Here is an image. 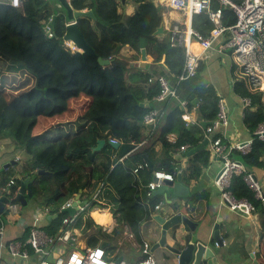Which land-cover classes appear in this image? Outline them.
<instances>
[{"label":"trees","instance_id":"16d2710c","mask_svg":"<svg viewBox=\"0 0 264 264\" xmlns=\"http://www.w3.org/2000/svg\"><path fill=\"white\" fill-rule=\"evenodd\" d=\"M56 1L22 0L21 7L0 2V143L3 152L22 150L15 163L0 168V193H6L11 178L14 184L8 192L16 191L22 177L32 171L33 199L56 214L41 227L46 234L56 237L78 224L88 235V245L96 246L102 241L111 243L127 223L138 236L140 221L150 217V209L162 197L147 193L154 171L177 172L172 152L183 143L192 148L202 141L204 130L199 121H210L216 116L220 97L203 77L201 63L193 77L175 85L178 99L168 103L149 138L138 145L145 137L144 114L151 107L162 109L161 104L152 101L159 86L156 81L148 82L151 74L140 69L137 76L142 85L134 90L124 77L127 66L117 57L118 48L127 44L138 49L141 36L152 40L154 51L165 55L171 83L182 69L183 48L170 46L166 36L159 39L152 34L160 22L159 15L146 19L145 31H139L133 15L120 10L121 0H69L74 10L89 9L93 13L78 16L76 22L96 54L110 60L101 65L97 56L89 52L66 49L64 10L59 3L55 9ZM129 1L137 6V15L149 4L147 0ZM53 15L56 18L50 27ZM235 20V14L224 8L223 25L234 24ZM45 23L52 36L44 32ZM192 27L206 36L213 24L201 12L193 15ZM235 68L232 65L233 71ZM234 77L232 92L250 100L244 123L252 139L247 153L235 151L232 156L238 155L246 170L264 168V139L254 133L258 124L264 122L263 93L252 89L247 77ZM191 94L196 98L195 104ZM182 99L187 100V109L195 112L197 122L193 125H186L182 119ZM169 133H175L174 142L168 140ZM98 139L105 143L94 150ZM110 139L122 141L131 149L121 158L108 142ZM194 156L205 164L209 151L203 148ZM188 159L187 177L191 179L195 177L196 164L190 156ZM139 163L146 166L134 173L133 168ZM38 169L46 172L38 173ZM228 189L236 199L245 198L255 206L264 230V204L244 182L242 174L232 176ZM80 190L88 198V206L70 222H63L71 217L61 211V206ZM95 207L108 208L118 226L111 232L104 231L92 218Z\"/></svg>","mask_w":264,"mask_h":264},{"label":"crops","instance_id":"0c3cea01","mask_svg":"<svg viewBox=\"0 0 264 264\" xmlns=\"http://www.w3.org/2000/svg\"><path fill=\"white\" fill-rule=\"evenodd\" d=\"M147 1L149 4L143 7L142 13L139 15L135 13L137 6L129 0H125V2L122 3L120 10L127 15H133L134 25L139 31H145L144 22L146 19H153L157 15L161 16V18H163V33L154 36L159 39L163 36L167 37V26L180 19V14L176 11L168 10L163 5L167 1ZM165 13L168 14V17L165 16ZM145 49V60L141 59L139 44L138 49L127 44L121 45L116 53L117 57L124 60L126 63L127 67L124 77L128 84L134 86V90L136 87L142 85L141 79L137 76L140 69L151 75L164 74L172 79L165 63V55L157 54L156 51H154L153 41L147 37H145ZM202 63V75L206 79L207 84L212 85L219 95L228 118L227 125L219 126L216 132L224 136L229 142L251 141V132L244 123L245 109L249 104H244L241 98L242 96L239 97L232 92V84L235 80L234 74L241 76L237 64L233 60V56L229 53H219L216 50H211L210 56L202 60ZM232 65L236 66L235 71L231 69ZM262 100L264 101L263 96ZM190 114L196 119L193 110L190 111ZM193 124L194 123H190L189 125ZM202 129L204 130V128ZM146 132L147 130H145V134ZM169 134H173L176 139L175 133ZM205 137L204 131V138ZM0 148V168L9 160L14 159L16 161L22 153L21 149H16L9 153L3 152L5 149H3L2 143H0ZM204 148L209 151V157L205 164L198 160V156H194L196 152L189 155L191 157L190 161L196 164L194 169L195 177L191 179L187 177L188 170H186L189 156L184 155L181 158L182 177L186 179L183 180V183L188 186V196H175L170 189L161 194L162 197L158 202L161 204L160 210H155L154 207L150 209V217L139 223V227L137 228L138 236H135L128 224L124 223L122 228L119 229V233L115 235L113 241L105 246L107 253L108 249L112 250V254H108L110 258L112 257V260L117 261L121 258L118 262H123V264H134L145 256L143 248L144 244L147 243L148 251L153 256L156 264H175V256L166 248L160 247L152 251L154 244L159 240L161 234V225L154 219V215L161 214L165 218H168L176 212H182V214L197 222L194 233L201 238H208L213 232L214 224H218L219 235L223 244L230 246L229 248L233 254V260L230 261L229 264H264V230L262 229L259 213L255 211L252 215L247 216L239 211L231 209L227 204L221 201L220 192L214 185L213 180L222 166V161L219 157L210 152L209 144ZM185 151L180 152L177 147L172 153L176 155L182 154ZM233 158L240 161L238 155H233ZM251 172L260 184L264 194V168L253 167ZM31 176H34V174L32 171H28V174L23 176L22 179L26 177L30 178ZM33 181L31 182V186ZM77 197H79V201L87 200L88 203L85 207L88 206L89 200L82 191L78 192L71 200L77 199ZM21 206L22 205L19 203V212L7 215L5 223H3L4 231L1 236V241L3 243L9 241L27 242L29 227L30 224L33 223L35 216L39 215L36 225L41 228L47 224L48 215H56L49 212L48 208H44L43 205L33 199V197L27 198L25 207L21 208ZM83 209L80 208L79 213ZM91 215L95 222L99 223L106 232H111L114 227L118 226L116 217H114L106 207L93 208ZM68 229L69 235L66 234V230L61 234L63 240H57L48 245L47 249L50 252L47 258L52 259L67 253L71 249L81 250L89 246L88 235L84 233L81 225L73 224L69 226ZM192 234L193 232H191L183 222L177 223L166 231V244L174 247L181 246ZM70 239H74L73 245H70V241H72ZM100 243L98 245H100ZM26 248L29 252V256L26 259L13 257L5 247L0 248V264H35L44 257V254H35L32 248L27 244ZM156 252H159L160 257L157 258ZM115 256L117 257L115 258Z\"/></svg>","mask_w":264,"mask_h":264},{"label":"built area","instance_id":"2783aa9c","mask_svg":"<svg viewBox=\"0 0 264 264\" xmlns=\"http://www.w3.org/2000/svg\"><path fill=\"white\" fill-rule=\"evenodd\" d=\"M4 2L13 7H21L22 0H5ZM168 10L176 11L180 14V19L167 26V39L170 46H181L184 52V62L180 73L174 76V82L164 74L151 75L148 82L156 81L159 91L152 98V101L161 104L162 109L151 107L143 116L142 122L147 130L145 137L138 145H141L150 136L155 129L159 117L168 107L170 101L178 99L175 85L193 77L202 63V60L210 56L211 50L219 53H229L233 56L237 64L240 75L249 79L252 89H260L264 99V0H167L163 4ZM230 9L236 17L234 24L223 25V9ZM205 12L213 28L208 35H203L192 27V17L194 14ZM48 36H52L48 24L43 27ZM63 44L71 52L79 51V48L70 40L63 38ZM244 104H249L247 97H241ZM179 104L184 109L182 119L185 124L195 123L197 120L192 117L187 109V100H179ZM219 110L216 116L210 120L205 127V135L208 138L209 150L212 154L219 157L222 166L214 177V185L220 192L221 201L227 204L231 209L239 211L247 216L255 212V206L245 198L236 199L228 189L233 175L242 174V178L247 186L254 192L256 198L264 202V194L258 181L254 178L251 171L246 170L241 161L233 158L232 153L237 151L242 154L250 150L251 141H228L220 133L216 132L219 126H226L228 118L226 110L221 100L218 102ZM254 133L261 139H264V122L258 124ZM170 142L175 141V136H167ZM111 142L119 140L110 139ZM123 143L122 141H119ZM190 148V144L185 143L178 147L180 152ZM146 163H139L133 172L137 173L138 169L145 167ZM175 174L156 170L152 179L147 184V193L153 191L162 184L163 180H173ZM14 184L11 178L6 186V193L1 194L8 199L4 204L3 211L0 213V248L5 247L13 257L28 258L29 252L26 244L29 245L35 254H44V257L35 264H123L112 260L108 256L105 247L100 245L87 246L81 250L71 249L67 253L56 256L52 259L47 258V247L50 243L57 240H63L61 235L50 236L46 234L36 223L39 215L35 216L33 223L29 227L27 242L9 241L3 243L1 236L4 231L1 214H16L19 212V202L16 200L17 190L13 193L8 192V187ZM18 189V188H17ZM72 200L67 201L61 207L70 204ZM161 204L154 205L155 210H160ZM65 218L63 222L72 220ZM143 253L145 256L134 264H156L151 253L148 251V244H144Z\"/></svg>","mask_w":264,"mask_h":264},{"label":"water","instance_id":"95a60500","mask_svg":"<svg viewBox=\"0 0 264 264\" xmlns=\"http://www.w3.org/2000/svg\"><path fill=\"white\" fill-rule=\"evenodd\" d=\"M122 3L125 0H121ZM58 3L64 10V23H65V31L63 34V38L66 40L72 41L79 50L84 52H89L94 56H97V61L101 65H106L110 62L107 58H102L98 56L94 49L88 44L85 40L82 32L78 28L76 18L78 16L86 15V16H93L91 10L82 9V10H74L69 0H58ZM56 15L52 16L50 21V27L53 25L55 21ZM163 33V18L160 19L159 24L155 27L154 31L152 32L153 35L162 34ZM139 48L141 53V59L145 60L146 58V49H145V37L141 36L139 39ZM192 98V102H196V98L194 94L190 95ZM145 106H149V103H145ZM151 106V105H150ZM210 123V121H200V125L202 128L205 127ZM118 152L119 156H124L130 149L131 146L125 143H120L119 141L111 142L108 141ZM105 143L104 139H98L97 144L93 147L94 150H97L103 146ZM208 143V138L205 137L202 142L195 145L192 148H189L182 154H176L174 156L176 160V168L177 172L173 180H163L162 184H160L154 191L153 194H163L168 189L172 191V194L179 197H185L189 194L188 186L183 183V177L181 172V158L182 156L192 155L195 152L199 151L200 149L204 148ZM15 160H9L3 164V167H7L10 164L14 163ZM38 173L46 172L44 169H38ZM34 180V176L30 178L26 177L20 180L19 187L17 189L16 200L20 203V205L25 206L27 204V198L32 197L31 192V182ZM81 191V190H80ZM79 191V192H80ZM74 199L70 202V204L61 207L62 212H66L70 217H75L79 214L80 208H84L88 201H79ZM8 202V199L5 196L0 198V213L3 211L4 204ZM51 217H55V215H48L47 219H51ZM154 219L161 225V234L159 240L154 244L152 251L156 250L157 248L164 247L166 248L173 256L176 258L175 264H229L230 261L233 260V254L230 250V246H226L223 244V241L219 235L218 224H214L213 232L211 235L204 239L201 238L199 235L194 233L197 222L191 220L188 216L182 214V212H176L172 214L170 217L165 218L161 214H155ZM183 222L193 234L184 241V244L181 246H170L166 244V231L174 226L177 223ZM109 242L102 241L100 243L101 247H105L108 245ZM121 258L117 260L120 261Z\"/></svg>","mask_w":264,"mask_h":264},{"label":"rangeland","instance_id":"374dc122","mask_svg":"<svg viewBox=\"0 0 264 264\" xmlns=\"http://www.w3.org/2000/svg\"><path fill=\"white\" fill-rule=\"evenodd\" d=\"M4 1H5V0H0V2H4ZM54 3H55V4H54V5H55V9L58 10V2L56 1V2H54ZM163 10H164V7H163ZM165 14H166V13H165ZM165 14H164V15H165ZM165 16L168 17V14H166ZM22 207H25V206H21V208H22ZM2 217H3V218H2V222L5 223V221H6V217H7V214L4 213V214L2 215ZM70 240H72V241H70V243H71L70 245H73V243H74V239H70ZM108 254H109V255L112 254V250H111V249H110V250L108 249ZM109 255H108V256H109ZM156 256H157V258L160 257L159 252H156Z\"/></svg>","mask_w":264,"mask_h":264},{"label":"bare ground","instance_id":"6f19581e","mask_svg":"<svg viewBox=\"0 0 264 264\" xmlns=\"http://www.w3.org/2000/svg\"><path fill=\"white\" fill-rule=\"evenodd\" d=\"M164 1L166 2L167 0H163V2H164ZM160 2H161V1H160ZM160 4H161V3H160ZM66 234L69 235V229L66 230Z\"/></svg>","mask_w":264,"mask_h":264}]
</instances>
